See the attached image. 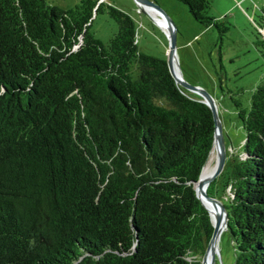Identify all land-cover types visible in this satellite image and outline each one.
<instances>
[{
	"label": "trees",
	"instance_id": "obj_1",
	"mask_svg": "<svg viewBox=\"0 0 264 264\" xmlns=\"http://www.w3.org/2000/svg\"><path fill=\"white\" fill-rule=\"evenodd\" d=\"M181 1L227 29L211 0ZM103 10L117 24L106 42L89 28ZM231 98L242 155L206 191L226 207L233 264H264V82L248 106ZM213 131L124 9L0 0V264H200L213 225L192 181Z\"/></svg>",
	"mask_w": 264,
	"mask_h": 264
},
{
	"label": "rangeland",
	"instance_id": "obj_2",
	"mask_svg": "<svg viewBox=\"0 0 264 264\" xmlns=\"http://www.w3.org/2000/svg\"><path fill=\"white\" fill-rule=\"evenodd\" d=\"M62 7L73 6L78 0H47ZM127 11L135 22V39L139 49L167 58L166 30L136 0H108ZM171 18L176 26L175 58L183 79L198 84L215 100L226 149L224 165L217 175L228 169L232 156L242 155L244 129L231 96L242 106H248L252 90L264 82V59L256 43L263 33L258 28L264 0H211L208 9L228 27L219 37L213 25H204L194 19L181 0H153ZM90 30L103 42L116 31L117 24L103 10L94 14ZM194 95L196 91L184 87ZM216 175V176H217ZM217 176L220 189L221 177ZM227 191H224V195ZM223 198V197H222ZM218 253L213 264H233L234 247L230 233L223 228L217 238Z\"/></svg>",
	"mask_w": 264,
	"mask_h": 264
},
{
	"label": "water",
	"instance_id": "obj_3",
	"mask_svg": "<svg viewBox=\"0 0 264 264\" xmlns=\"http://www.w3.org/2000/svg\"><path fill=\"white\" fill-rule=\"evenodd\" d=\"M137 5L140 9H144V6H151L159 12L160 15L164 16L165 19V27H166V33L168 37V45H167V58L166 63L167 66L174 77V80L181 86L186 87L188 89H191L193 91H196L199 93L200 98L205 101L212 112L213 120H214V131H213V138H212V144L211 148L214 146L216 149V159L215 164L210 171V173L206 177L201 176V170L200 169L198 177L193 180V184L195 187V191L197 196L200 198L201 202L205 205L207 208L209 215L211 217L212 221V231L209 236V239L206 243L205 249L203 251V254L201 256L200 264H213L216 254L218 253L217 248V238L219 235V232L223 229V223H225V228H227V218L228 213L226 210V207L224 203L216 196L211 195L207 193L206 187L208 183L216 177V175L220 172L224 165L225 157H226V149L223 141V133L221 129V122L217 115V107L214 98L212 95L199 86L198 84H193L185 81L180 73L176 71L175 66H177L176 58H175V48H176V26L172 22L171 18L165 13L163 9L159 7L157 3H155L153 0H136ZM264 29V26H263ZM264 35V33H263ZM178 68V66H177ZM179 70V69H178ZM210 148V150H211ZM209 150V152H210ZM205 200L210 202V204L213 207V211H210V208L205 203Z\"/></svg>",
	"mask_w": 264,
	"mask_h": 264
},
{
	"label": "bare ground",
	"instance_id": "obj_4",
	"mask_svg": "<svg viewBox=\"0 0 264 264\" xmlns=\"http://www.w3.org/2000/svg\"><path fill=\"white\" fill-rule=\"evenodd\" d=\"M146 11L154 18L156 19H159V20H155L162 26L164 27V29H166L165 27V19H164V16L160 15L159 12H157V10L151 6H144ZM151 10V11H148ZM175 69L177 72H179L177 66H175ZM215 159H216V149L215 147L213 146L210 150V155H209V158L207 160V162L204 164V166L202 167V170H201V176L202 177H206L210 171L212 170L214 164H215ZM205 203L207 204V206L210 208V211H213V207L212 205L210 204V202H208L207 200H205ZM225 223H223V228H225Z\"/></svg>",
	"mask_w": 264,
	"mask_h": 264
},
{
	"label": "crops",
	"instance_id": "obj_5",
	"mask_svg": "<svg viewBox=\"0 0 264 264\" xmlns=\"http://www.w3.org/2000/svg\"><path fill=\"white\" fill-rule=\"evenodd\" d=\"M144 9H145V7H144ZM145 10H146V9H145ZM148 11H151V10L148 9ZM149 15H150V14H149ZM150 16H151V15H150Z\"/></svg>",
	"mask_w": 264,
	"mask_h": 264
}]
</instances>
